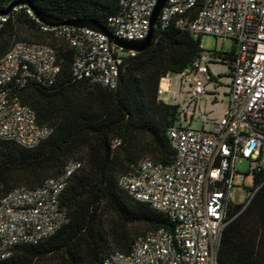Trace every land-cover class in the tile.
<instances>
[{"label": "built area", "instance_id": "obj_1", "mask_svg": "<svg viewBox=\"0 0 264 264\" xmlns=\"http://www.w3.org/2000/svg\"><path fill=\"white\" fill-rule=\"evenodd\" d=\"M155 2L119 0L117 11L107 18L108 29L118 37L144 38ZM20 7L0 15V24ZM171 23L194 37L234 39L232 69L224 64L226 77L222 71L211 72L212 53L203 50L190 67L176 74L186 98L178 104V122L167 131L176 150L172 164L144 157L136 172L118 178L119 186L134 199L165 213L172 227L149 230L135 239L129 252L114 251L92 264H217L235 205L231 190L239 173L237 161H248L252 177L264 170V0H168L156 26L164 29ZM40 29L72 48L75 80L117 86L123 62L118 51L124 50L110 45L106 35L67 25L40 23ZM59 71L56 49L45 42L18 40L0 56V141L30 148L50 135L51 129L37 122L35 111L17 91L29 82L53 84ZM168 77L160 80L159 96ZM210 88H215L219 100L228 97V107L216 118L201 111L197 117L202 127L193 128L188 121ZM80 165L70 159L59 176L36 187H15L0 198V260L9 258L15 245L37 243L67 222L60 198ZM261 183L249 187L246 202Z\"/></svg>", "mask_w": 264, "mask_h": 264}, {"label": "trees", "instance_id": "obj_2", "mask_svg": "<svg viewBox=\"0 0 264 264\" xmlns=\"http://www.w3.org/2000/svg\"><path fill=\"white\" fill-rule=\"evenodd\" d=\"M11 0H0V8ZM32 7L60 18L94 19L108 28L107 18L119 0H28ZM21 6L0 24V56L15 41L45 42L56 49L59 74L53 84L29 82L17 91L31 107L37 122L51 133L33 147L0 141V198L18 186L29 188L57 177L66 162L79 168L69 178L60 204L67 222L37 243L15 245L0 264H92L114 251L129 252L135 239L157 228H171L165 213L134 199L118 184L149 157L172 164L176 150L167 134L179 119V105L159 96L162 77L178 74L200 56L202 37L171 23L157 25L149 47L130 54L122 51L117 86L109 88L75 80L73 50L62 39L41 31L40 23ZM209 51L229 70L236 55ZM116 142V143H113ZM262 182V183H261ZM261 185L244 204L234 205L225 227L217 264H264V170L253 173Z\"/></svg>", "mask_w": 264, "mask_h": 264}, {"label": "water", "instance_id": "obj_3", "mask_svg": "<svg viewBox=\"0 0 264 264\" xmlns=\"http://www.w3.org/2000/svg\"><path fill=\"white\" fill-rule=\"evenodd\" d=\"M168 0H156L154 7L152 9L150 19H149V29L146 36L142 39H127L123 37H118L113 35L110 30L104 25L100 24L94 19L84 18V17H69L60 18L46 14L40 10L32 7L28 0H11L5 7L0 8V15H5L10 12V10L15 6H27L34 18L45 25L48 26H73V27H86L101 32L106 35L110 45H115L116 47L127 51V52H141L147 49L151 43L152 36L154 33L155 26L158 22V18L162 8L165 6Z\"/></svg>", "mask_w": 264, "mask_h": 264}, {"label": "crops", "instance_id": "obj_4", "mask_svg": "<svg viewBox=\"0 0 264 264\" xmlns=\"http://www.w3.org/2000/svg\"><path fill=\"white\" fill-rule=\"evenodd\" d=\"M211 72H220L222 71V76L226 77L227 75L224 72V64L218 60H214L210 66ZM225 74V75H223ZM166 84L165 92L160 95V97L165 101L169 103H175L180 104L184 101L185 94L180 90V87L177 83V76L174 78L170 76L168 77V82H164ZM213 95H217V98H213ZM228 107V97L225 96L219 100V94L216 93L215 88H210L208 91V95L202 99L201 101H198L195 107V113L193 114L192 118L188 121V124L193 128H201L202 123L200 122V119L197 117V115L201 111L208 112L212 117H220L225 112L226 108Z\"/></svg>", "mask_w": 264, "mask_h": 264}, {"label": "rangeland", "instance_id": "obj_5", "mask_svg": "<svg viewBox=\"0 0 264 264\" xmlns=\"http://www.w3.org/2000/svg\"><path fill=\"white\" fill-rule=\"evenodd\" d=\"M202 49L204 51H229L235 45L232 39L216 38L212 35H205L202 40ZM122 54V51H118ZM227 73V72H225ZM225 75V74H223ZM171 77H175L176 74H170ZM226 80V79H225ZM236 168L239 173L234 178L235 186L232 188V202L236 205L244 204L248 197V189L253 185V177L248 174L249 163L246 159H239L236 163ZM243 174H247L244 180V186L242 185Z\"/></svg>", "mask_w": 264, "mask_h": 264}, {"label": "bare ground", "instance_id": "obj_6", "mask_svg": "<svg viewBox=\"0 0 264 264\" xmlns=\"http://www.w3.org/2000/svg\"><path fill=\"white\" fill-rule=\"evenodd\" d=\"M166 84L164 82L161 83V87L165 88Z\"/></svg>", "mask_w": 264, "mask_h": 264}]
</instances>
